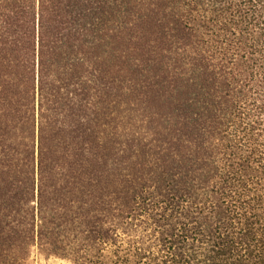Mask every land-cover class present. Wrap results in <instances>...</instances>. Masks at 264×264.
I'll return each mask as SVG.
<instances>
[{
    "label": "trees",
    "instance_id": "16d2710c",
    "mask_svg": "<svg viewBox=\"0 0 264 264\" xmlns=\"http://www.w3.org/2000/svg\"><path fill=\"white\" fill-rule=\"evenodd\" d=\"M264 264V0H0V264Z\"/></svg>",
    "mask_w": 264,
    "mask_h": 264
},
{
    "label": "rangeland",
    "instance_id": "374dc122",
    "mask_svg": "<svg viewBox=\"0 0 264 264\" xmlns=\"http://www.w3.org/2000/svg\"><path fill=\"white\" fill-rule=\"evenodd\" d=\"M32 264H68L66 262H62L56 259H45L44 257L38 255L37 253L34 254Z\"/></svg>",
    "mask_w": 264,
    "mask_h": 264
}]
</instances>
